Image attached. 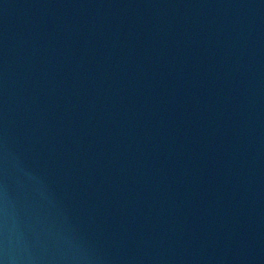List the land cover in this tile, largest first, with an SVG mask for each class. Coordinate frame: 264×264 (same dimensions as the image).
Segmentation results:
<instances>
[{"label": "water", "instance_id": "water-1", "mask_svg": "<svg viewBox=\"0 0 264 264\" xmlns=\"http://www.w3.org/2000/svg\"><path fill=\"white\" fill-rule=\"evenodd\" d=\"M0 264H264V0H0Z\"/></svg>", "mask_w": 264, "mask_h": 264}]
</instances>
